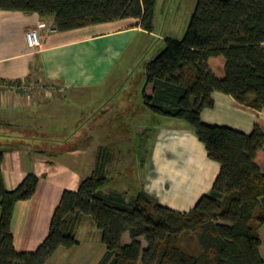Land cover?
I'll list each match as a JSON object with an SVG mask.
<instances>
[{"label":"trees","instance_id":"16d2710c","mask_svg":"<svg viewBox=\"0 0 264 264\" xmlns=\"http://www.w3.org/2000/svg\"><path fill=\"white\" fill-rule=\"evenodd\" d=\"M155 2L0 0V10L37 13L59 31L128 17L152 31ZM263 43L264 0H197L182 38H165L145 64L144 104L184 120L220 165L209 192L189 211L161 205L145 190L127 198L103 192L108 178L100 164L77 190L62 192L36 250L21 252L14 247L12 214L17 202L32 197L39 177L29 173L8 190L0 175V264H44L58 248L78 244L75 231L84 217L101 231L105 251L97 264H264L258 232L264 225V120L257 118L245 133L201 117L213 106L214 91L255 110L264 107Z\"/></svg>","mask_w":264,"mask_h":264},{"label":"crops","instance_id":"0c3cea01","mask_svg":"<svg viewBox=\"0 0 264 264\" xmlns=\"http://www.w3.org/2000/svg\"><path fill=\"white\" fill-rule=\"evenodd\" d=\"M42 19L37 13L0 10V80L39 79L55 87L52 93L29 98L14 89L0 91V175L5 187L15 188L29 173L39 177L32 197L14 206L16 250H36L48 234L62 192L77 190L100 164L108 178L103 192L117 191L127 198L131 189L125 187L123 172L114 181L122 188L107 185L114 170L137 168L134 192L145 190L161 205L189 211L209 192L220 165L208 157L188 124L176 118L158 123V115L143 102L145 82L130 80L135 61L133 54L128 56L131 46L136 39L154 36L153 30L143 29L132 17L67 31L44 28L40 46L31 48L25 33ZM212 99L213 106L201 111L208 123L250 133L257 118L264 120V107L255 110L222 91L212 92ZM261 128L264 132V123ZM260 165L264 170V159ZM80 226L90 229V242L94 232V247L84 249L76 237L78 244L58 248L44 264L99 262L105 251L97 243L99 232L89 217L79 222L75 236ZM258 232L261 251L264 225ZM127 235L124 242L130 241Z\"/></svg>","mask_w":264,"mask_h":264},{"label":"rangeland","instance_id":"374dc122","mask_svg":"<svg viewBox=\"0 0 264 264\" xmlns=\"http://www.w3.org/2000/svg\"><path fill=\"white\" fill-rule=\"evenodd\" d=\"M197 0H156L155 7H154V17H153V33L154 36H145V40L142 41L141 39H136L133 45L131 46V52L128 53V56L133 57L135 59L134 64L131 69L130 73V80L134 82H140L145 78H143V69L147 61L153 58L158 51L164 46L165 39L164 38H171V39H181L183 33L190 21L192 13L194 11L195 5ZM159 35H162L164 38H160ZM148 111H151L148 108ZM152 112V111H151ZM148 112V113H151ZM154 114V112H152ZM158 115V114H157ZM158 123L161 121L165 123L167 119H172L176 121L174 117L158 115ZM160 117H163V120H159ZM181 121V123L187 124L182 119H177ZM148 122H155L152 118L148 117ZM137 168L133 169H117L114 170L111 174V181L109 185L114 188H122L114 181L119 178L120 172L124 176L127 181L125 187H129L131 190L127 192L128 197L135 195L137 192H134L133 185L134 180L137 178ZM113 184V185H112ZM136 186H140V181L137 179ZM133 194V195H132ZM95 231H98V235L101 237L100 229L96 227L94 224ZM94 231V230H93ZM86 234H90V229L84 226H80L77 230V239L82 243L81 247L87 248L88 246L94 247V232H93V242H90V238L86 237ZM79 236V237H78ZM126 241H129V236L127 235L125 238ZM93 243V244H91ZM97 243L105 248L104 244L99 240ZM93 245V246H92ZM143 245L146 246V242H143ZM96 250V248H94ZM262 254L264 256V244L261 248ZM83 264H92L91 262L84 261Z\"/></svg>","mask_w":264,"mask_h":264},{"label":"built area","instance_id":"2783aa9c","mask_svg":"<svg viewBox=\"0 0 264 264\" xmlns=\"http://www.w3.org/2000/svg\"><path fill=\"white\" fill-rule=\"evenodd\" d=\"M44 28L48 30H57L54 28L51 20L48 22V20L42 19L38 22L35 28H31L25 33L26 42L29 47L38 48L40 46L42 37L41 29ZM8 89L19 91L29 98L36 93H52L55 90V87L53 84L39 79H21L17 82L0 80V91Z\"/></svg>","mask_w":264,"mask_h":264}]
</instances>
